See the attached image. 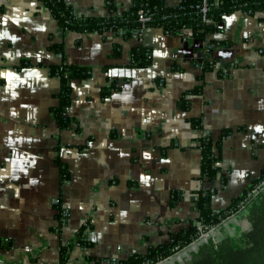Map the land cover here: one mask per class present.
<instances>
[{"label": "crops", "instance_id": "crops-1", "mask_svg": "<svg viewBox=\"0 0 264 264\" xmlns=\"http://www.w3.org/2000/svg\"><path fill=\"white\" fill-rule=\"evenodd\" d=\"M64 1L76 17L108 15L109 0ZM110 1L117 13L133 4ZM209 40L223 43L214 57L225 76L202 71L197 49L205 43L189 31L166 35L147 28L140 40L128 41L115 33L82 35L63 31L37 0H0V264H59L60 248L73 244L85 221L92 245H73L67 264L144 255L195 223L194 191L214 190L211 206L219 211L260 176L264 12L225 17L221 32ZM55 44L69 64L90 69L86 79L68 83V128H60L51 112L59 91L49 71L60 62L51 50ZM113 45L120 46L117 56ZM138 45L151 50L146 68L130 66ZM102 88L109 96H101ZM181 99L186 110L177 105ZM225 129L231 134L221 144L220 175L201 184L197 141L204 135L216 139ZM172 192L182 194L174 207ZM52 199L67 210L64 223ZM210 235L215 237L213 230ZM206 237L166 260L182 262L188 257L183 253Z\"/></svg>", "mask_w": 264, "mask_h": 264}, {"label": "trees", "instance_id": "trees-1", "mask_svg": "<svg viewBox=\"0 0 264 264\" xmlns=\"http://www.w3.org/2000/svg\"><path fill=\"white\" fill-rule=\"evenodd\" d=\"M52 15L58 26L67 32L77 34L105 33L120 34L124 41L133 37L136 30H142L138 12L142 10L149 17L144 24L147 28H160L166 35H174L183 30L189 31L192 38L198 43L211 46H221L222 42L207 41V37L220 33L224 18L241 12L250 16L264 12V0H206V21L200 11L203 0H180L173 8L165 5V0H133L132 6L117 13L114 4L109 0L106 3L108 15L106 17H76L73 9L64 0H37ZM167 10V13L164 11ZM51 50L60 57L57 65L50 66V74L59 81V91L56 94L57 105L51 108L56 122L60 128H68L70 120L65 116L71 105L70 80H84L90 74V69L69 64L61 45H53ZM203 51V47L198 48ZM113 56L120 54V46H112ZM201 61V60H200ZM151 50L138 45L133 47L130 56V66L146 68L151 65ZM203 72L211 70L210 64L204 61L200 67ZM219 73V72H218ZM219 76H223L220 74ZM197 93L198 90L193 91ZM110 92L102 88L101 96L107 97ZM181 110H186L187 105L183 99L178 102ZM191 126L200 129L201 124L197 119H191ZM231 134L229 129L223 130L214 139L204 135L197 141L200 151V166L198 181L205 184L215 180L220 175V149L222 141ZM63 181L67 180V173L62 163L57 160ZM225 184V179L221 178ZM214 190L200 188L193 192L194 207L197 218L188 229L182 230L169 244L149 247L144 255H131L125 260L106 264H157L185 249L194 242L201 240V235L207 237L195 251H191L187 258L176 264H264V170L242 194L233 199L229 206L223 210L215 211L211 206ZM182 197L180 192H172L170 206L174 207ZM231 217L238 221V225L230 224V231L224 228V223ZM201 230L199 231V228ZM219 228L220 234L212 237L210 231ZM82 229L77 235H80ZM73 244L63 246L59 250V264H67L69 251ZM82 248L90 247L91 241L80 240ZM101 264V261L96 262Z\"/></svg>", "mask_w": 264, "mask_h": 264}, {"label": "built area", "instance_id": "built-area-1", "mask_svg": "<svg viewBox=\"0 0 264 264\" xmlns=\"http://www.w3.org/2000/svg\"><path fill=\"white\" fill-rule=\"evenodd\" d=\"M200 11L203 14V21H206V19H205V14H206V11H207L206 0H203L202 6L200 8ZM138 16H139V22L142 24V30L141 29L140 30H136L134 32L132 38L140 40L141 35H142L143 31H144L143 30L144 24L146 22H148L150 19H149V17H147L144 14V12L142 10H140L138 12ZM214 49H215V46H211L209 44H204L203 51L201 52L202 53V59L199 62L198 66L201 67L202 64L204 63V61H207L210 64L211 70L220 72L223 76H225L224 71L226 69H225V67H223L222 63L219 60L215 59V57H214ZM51 206L58 211L59 222L64 223L65 219L67 217V210L65 209V207L61 205V203H60V201L58 199H52L51 200ZM198 228H199V231H200L201 228L200 227H198ZM81 229H82L81 234L75 236V238L73 240V243L75 245H77V246H80L79 245L80 240H82V241H90V226H89V223L87 221L83 222V225H82ZM202 236H206V234L201 235V237ZM101 264H106V263L105 262H101Z\"/></svg>", "mask_w": 264, "mask_h": 264}, {"label": "rangeland", "instance_id": "rangeland-1", "mask_svg": "<svg viewBox=\"0 0 264 264\" xmlns=\"http://www.w3.org/2000/svg\"><path fill=\"white\" fill-rule=\"evenodd\" d=\"M229 223H230V224H233V225L236 226V225H238V221H237L235 218L231 217L230 220H229V222L226 223L227 225H224V228H225V229L227 228V229L230 231V233H231V232H233V230H232L231 228L228 227V226H229V225H228ZM213 231H214L215 236H218V235L220 234V229H219V228H217V229H215V230H213ZM201 239H202V238H201ZM197 242H198V241H197ZM199 242H200V241H199ZM181 253H182V252H180V254H181ZM183 254H185V255H186V254L189 255V254L187 253V250H186L185 253H183ZM175 256H176V255H175ZM175 256H174V257H175ZM174 257H173V258H174ZM177 259L179 260L180 257H178ZM174 260H175V259H169V260H166V261L164 260L163 262H159V263H161V264H175V261H174ZM159 263H157V264H159Z\"/></svg>", "mask_w": 264, "mask_h": 264}, {"label": "water", "instance_id": "water-1", "mask_svg": "<svg viewBox=\"0 0 264 264\" xmlns=\"http://www.w3.org/2000/svg\"><path fill=\"white\" fill-rule=\"evenodd\" d=\"M164 13H167V10H165Z\"/></svg>", "mask_w": 264, "mask_h": 264}]
</instances>
